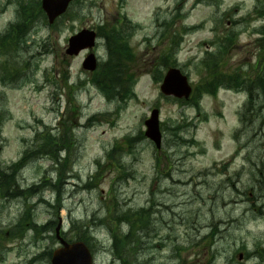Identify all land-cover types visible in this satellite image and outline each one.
Here are the masks:
<instances>
[{"label":"rangeland","instance_id":"1","mask_svg":"<svg viewBox=\"0 0 264 264\" xmlns=\"http://www.w3.org/2000/svg\"><path fill=\"white\" fill-rule=\"evenodd\" d=\"M254 4L264 6V0H76L51 29L39 19L38 0H0V32L17 12L19 18L25 10L35 13L25 38L28 47H18L12 60H27L28 67L20 80L7 84L12 86L0 82V169L9 173L12 162L25 158L10 188H35L27 197L0 198V264H49L40 253L58 246L53 228L41 236L29 229L23 237L8 239L9 228L27 208L39 224L60 220L66 238L87 231L94 264L120 263L107 216L140 208L149 218L138 234L136 258L142 264H264L258 257L264 254V109L242 124L238 111L247 92L223 85L216 94L201 96L198 114L164 97L160 82L151 77L163 69L164 53L167 62L174 59L166 51L163 22L181 33L175 64L193 86L204 76L199 61L218 41L216 32L220 41L230 29L232 41L221 68L254 76V63L264 64L258 32L264 16L254 12ZM123 18L138 26L134 31L125 26L127 33L117 41L132 50L130 70L137 77L135 97L122 100L92 84L94 75L81 63L91 51L98 62L107 60ZM194 25L199 27L188 28ZM83 28L100 35L94 48L65 54L68 38ZM6 60L0 54V62ZM252 105L256 115L257 105ZM152 107L159 109L162 124L160 150L143 135ZM65 129L71 140L62 147V159L25 154L32 144L42 149L38 131L60 138ZM127 137L134 138L131 148ZM114 146L121 150L109 158ZM42 180H60L59 192L40 185ZM116 227L126 234V223Z\"/></svg>","mask_w":264,"mask_h":264},{"label":"trees","instance_id":"2","mask_svg":"<svg viewBox=\"0 0 264 264\" xmlns=\"http://www.w3.org/2000/svg\"><path fill=\"white\" fill-rule=\"evenodd\" d=\"M258 2L260 0H257ZM25 10V9H24ZM254 12L259 13L260 16H264V6H254ZM34 11H26L23 13L21 20L13 25L12 31L17 32L18 35L11 37V34H2L0 35V54L4 55L9 61H2L0 62L1 71H0V79L5 84H12L13 81L21 78V72L24 71L28 67L27 61H12L18 58L17 51L18 47L23 43V35L26 31L27 24L31 21L30 17L33 18ZM214 23H218V18L214 16L213 18ZM30 24V23H29ZM216 25V24H215ZM163 30L167 36L169 41L167 45V53L168 56L171 57L179 47L181 42V33L174 29L170 28L168 23L163 22L162 24ZM195 27H191L189 29H193ZM258 32L262 34L261 40H259L260 45V52L261 55L264 56V23L258 29ZM230 33L232 30L230 29L227 31L223 36V40L220 39L218 32H216V36L214 42L218 39L215 44H212L214 49L207 51L205 56L200 59V66L203 68L204 76L200 78L199 83L195 85L194 93L189 98L188 102H184L189 106L195 108L197 113H200V103L199 100L203 94H216V91L226 86L228 88H233L238 90H245L247 92V99L244 107L239 112V119L242 124H245L246 121H252L253 118H256L259 114H257L260 110L264 109V64L259 63V61L254 63L253 68L256 69V73L254 76L250 77L249 74H241L240 72H234L232 74L227 73L224 71L223 66V57L226 55L227 48L231 45L232 38L230 37ZM122 32H117L114 30L113 37L115 38L114 45L110 48L108 46V57L105 62H103L100 66L98 71L94 74L92 78V82L99 88V90L110 94V96H118L120 95V99H124L129 97V94L132 93L131 86L134 82L133 72L130 70L129 63L134 60L132 53L127 49L124 48L123 44H119L117 41L120 38ZM14 35V33H13ZM110 37V36H109ZM167 55L162 56L161 64L164 66L172 65L174 62H167L166 58ZM10 63L13 66H10ZM161 78V71L158 70L153 74V79L155 81H159ZM112 97V98H113ZM255 103L257 105L256 115L251 114L250 111L253 110L254 106L252 105ZM181 127V125H178ZM182 128V127H181ZM45 131L47 128L44 129ZM174 134H176L175 129H171ZM175 130V131H174ZM42 130L38 131V138L41 140V150L39 151L40 145L36 146L37 144H32L25 152L27 156L32 159L35 156L43 155L48 157L52 161L58 160V155L63 147V145L68 144L71 140V134L67 133L65 129L61 137L57 138L53 137L49 133ZM238 133V132H237ZM237 135V134H236ZM53 139L57 141V144L54 145ZM180 140H182L180 138ZM131 141L132 139H126V142L131 148ZM194 139H191L190 142H193ZM54 146L56 148H54ZM119 147V146H118ZM117 146L112 147V149L107 153L109 158L114 157L113 154L117 153L119 149ZM25 160H19L16 163H13L12 168L9 173H5L4 170L0 171V198H17V197H27L35 193V188H26L21 190L18 185L10 188L12 183V179H14L16 171H19L21 164ZM67 164V159L61 163V166H65ZM99 176V175H98ZM91 177V181L95 182L97 177ZM59 181L52 183L47 180H42L40 185L42 184L43 187L48 184L50 187L58 191L59 188ZM95 183L92 185L94 186ZM42 187V188H43ZM59 204V197L56 198V205L54 208L57 210ZM28 211L22 212V217H20L14 226L10 227L8 230V239L21 237L26 234L27 230L31 229L33 231V236H41L43 233L50 231L54 223L49 221L41 225H37L32 218V212L29 208ZM110 213L108 217V222L106 227H110L112 236H113V255L116 257L117 260L120 261L119 264H142L141 262L137 261L136 255L139 248V231L142 230L147 223L149 222V218L147 217L148 212L145 208H140L138 210H125L112 215ZM103 221V219H100ZM116 222V223H115ZM124 222L127 224L128 228L126 234L119 232V228L116 227V224ZM113 224V225H112ZM119 232V233H118ZM87 231L80 230L78 233H75V237L77 240H82L87 243ZM213 233V232H212ZM211 233V234H212ZM212 236V235H211ZM4 238V237H3ZM51 250L47 249L40 253V256L46 257L50 259ZM248 253L246 252V255ZM258 257L262 260L264 254H258Z\"/></svg>","mask_w":264,"mask_h":264},{"label":"water","instance_id":"3","mask_svg":"<svg viewBox=\"0 0 264 264\" xmlns=\"http://www.w3.org/2000/svg\"><path fill=\"white\" fill-rule=\"evenodd\" d=\"M71 0H42V8L47 14L49 22H53L56 16L66 10ZM95 33L91 30L83 29L73 35L68 40V54H77L79 50L92 47L94 44ZM96 60L93 53L87 55L83 62V68L94 70ZM160 90L165 95H173L176 98H187L191 92L188 79L177 68H169L165 73ZM145 136L154 142L156 147L160 146V131L158 122V110L153 109L150 117L145 120ZM56 236L60 239L62 247L53 251L51 264H92L91 254L82 242L67 243L59 236V227L56 228ZM241 258V254L239 255Z\"/></svg>","mask_w":264,"mask_h":264}]
</instances>
